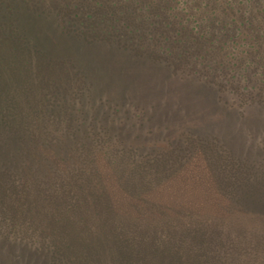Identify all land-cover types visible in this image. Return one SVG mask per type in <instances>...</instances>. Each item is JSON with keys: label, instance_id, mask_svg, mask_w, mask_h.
Instances as JSON below:
<instances>
[{"label": "trees", "instance_id": "1", "mask_svg": "<svg viewBox=\"0 0 264 264\" xmlns=\"http://www.w3.org/2000/svg\"><path fill=\"white\" fill-rule=\"evenodd\" d=\"M63 1L65 7L70 4L68 11L72 13L78 14V10H82V5L75 0H69L67 5V0ZM208 1L150 0L148 4H141L140 7L143 6L142 9L148 12L146 16L149 18V25L152 26L150 32H156V36L152 38L155 42H160L157 48L162 49L161 59L169 69H173L178 61L172 55L175 57L189 55L192 57L189 63L185 62V65L180 63L177 66V69L182 68L179 75L186 76L185 69H187L193 77L196 76L209 85H213L214 82H222V85L225 83L226 88L230 90L229 94L234 98L227 97L226 91L217 93V100L223 110L221 109V113L216 112V116L212 117L213 112L210 107L214 105L210 96L207 93L201 94L202 97L197 96L195 99L199 100L201 105L197 107L207 112V116L204 117L205 125L198 133V129L189 124L190 120H185L186 124L175 122L176 138L169 135L174 128L171 123V125L165 123L154 126L150 117H140L139 114L136 121L129 126L130 138L124 139L121 130L128 122L121 119L123 111L115 103L114 109L111 106L112 101L107 97L101 99L102 101L97 105L103 107L108 105V109L109 106L112 107V111L111 107L108 110V117L111 115L112 119L105 118L108 125H105V119L102 120L96 114H90L79 106L77 112L80 111L82 119L89 123L87 125L92 127L94 132L99 131L104 137L108 136V139H112L113 143L107 146L112 154L109 156L104 152L101 158L96 154L95 157L92 156L90 152L93 149H90V146L100 147L101 142L96 135L86 137V132L91 129L85 124V127L77 126L74 127L75 134L72 137L74 141L83 144L86 138L90 143L80 151L84 157L82 161L74 157L75 155L67 157L66 160V157L57 156L58 153L47 148L52 156L42 158L44 160L35 159L31 165L26 166L25 172L29 169V174H19L21 179L18 177L16 184L20 182L37 186L39 179L29 177L34 172L37 177L42 176L40 178L42 182L46 179L50 185L49 190L58 191L60 187L67 189V185L72 184V173L77 174V171H82L85 175L89 173L83 189L93 192L90 200L101 209L102 214H106L110 229L96 231L97 228L88 227L82 236L85 245L80 247V250L77 249L78 252L72 250V241H75L73 232L65 233L69 244L64 247L56 242L54 246L49 241L48 249L51 252H35L38 256H44L42 259L45 264H259V262L264 264V133L259 126V116L237 112L238 116L246 118L244 121L247 134H242L243 143L239 141H236L237 144L233 143L228 138L231 137L229 132L227 136L210 125L213 121L223 122V119H231L227 116L228 111L224 110L232 109L234 103H237L238 106L234 107L238 109L245 101L242 100L241 94L251 100L255 98L259 100L261 96L258 90L253 91L254 85L249 87L251 80L246 84L244 79L247 77L244 73H235L240 68H236V55L230 49L232 48L230 39L233 34L229 35L228 41L224 39L216 43V40L211 39L209 32L202 30V23L207 17H200L194 13V10H209L208 6L212 9ZM218 1L227 2L229 9L237 13L233 3L242 0ZM97 4L101 5L99 2ZM136 4L135 0L131 10L133 7L136 8ZM2 5L3 3H0V6ZM7 11L14 14L24 12L21 29L28 34H32L28 19H42L27 8L14 10L9 7ZM260 11L263 12L262 6ZM3 13L5 15V12ZM240 16V18L238 16L218 18L216 24L227 28L226 33L243 31L241 29L250 27L252 22L247 16L242 14ZM108 26L110 30L104 31L106 40L108 35L115 33L124 35L122 30L115 28L116 26ZM255 28L258 32L259 25ZM157 32H159L158 36ZM215 34H220V30ZM63 35H61L62 40L65 41L63 46L68 49L69 39L67 37L64 39ZM14 36L10 41L12 46L9 44L6 47L7 45L3 44L4 49L2 48L0 53H8L10 48L16 50L18 40ZM40 40L41 36L38 32L39 45L45 48ZM122 47L128 49L126 45ZM173 48L179 53L174 55ZM211 49H215L216 54H221V57L217 58L212 54L211 58L209 55ZM152 50H155V47ZM17 58L15 55L13 61L10 59L8 62L4 58L0 61V63L7 61L6 65L12 74L10 78L0 74V105L11 102L9 104L14 109L13 112L17 109L12 101L18 103L22 95L26 96V99L29 98L34 82L32 76L29 80H23L22 69L15 68L18 64ZM19 59L23 61L26 70L35 71L36 66L33 61L32 68L30 64L27 68V55ZM44 65V62L39 63V68ZM220 74L223 77L221 79H219ZM9 80L14 82L13 91L2 86V83ZM86 80L89 83V79ZM53 81V84L59 87L57 78ZM82 81L84 79L81 78L79 85L81 90L84 88L85 91L87 86H82ZM89 85L92 83L90 82ZM245 89L252 91H248L247 95L242 93L246 92ZM88 91H91L90 86ZM46 105L51 106L48 111H58V114L62 115L66 114L65 109L68 108L61 103L59 105L58 99ZM92 107L94 109L95 104ZM29 109L32 113L27 111L28 116L33 118L34 124L24 123L21 120L19 125H16L11 123L9 118V122L5 119L6 124L0 117V125H6L9 129L3 135L11 139V132H17L14 138L30 147L37 137H40L32 134V128L37 126L38 118L40 121L43 117L44 119L47 117L43 115L45 112L41 113L43 109L37 110L30 103ZM71 117L72 115H68V119ZM246 140L248 142H245ZM45 141L47 142L46 139ZM77 143L74 144L78 145ZM44 146L47 147L46 144ZM63 146L65 149L60 151L65 154L67 151L70 153L68 149L76 147L69 143ZM117 152L134 154L129 156L131 158L125 155L119 157ZM145 152L151 155H146ZM51 158L55 166L50 165ZM10 163L11 161L6 163L3 159L0 168ZM173 164H178L179 168ZM12 169L7 167L4 170L8 172ZM52 196L58 197L53 194ZM94 216L99 220L97 223L101 224L99 210H95ZM56 228L63 234L61 232L63 229ZM114 244L119 252H102L100 249L102 246L110 247V245L114 249ZM70 249L73 252H69ZM182 252H185V255H182ZM38 260L35 262L38 263Z\"/></svg>", "mask_w": 264, "mask_h": 264}, {"label": "rangeland", "instance_id": "2", "mask_svg": "<svg viewBox=\"0 0 264 264\" xmlns=\"http://www.w3.org/2000/svg\"><path fill=\"white\" fill-rule=\"evenodd\" d=\"M75 1L82 5V10H78V14L68 11L69 0L66 1V5L69 4L66 7L63 0H57V2L56 0H0V3H3L0 6V52L4 49L3 44L7 45L6 47L9 44L12 46L10 41L14 34L16 35L15 39L18 40L16 50L10 48L8 53H0V61L2 58L8 62L10 59L13 61L17 55L18 64L15 68L22 69L23 80H29L31 76V79L34 80L28 100L26 96L22 95L23 97L20 96L18 103L12 101L17 109L15 112L10 107L9 103L11 102L0 105V117L4 121L7 119L8 122L10 119L11 123L16 125H19L21 120L24 123L34 124L33 118H29L27 112L32 113L29 103L37 110L43 109L41 113L45 112L43 115L47 117L44 119L42 115V120L39 121L38 118L37 126L32 128V134L40 137H37L30 147L14 138L17 132H11V139L7 135H3L9 129L6 125H0V163L3 159L6 163L11 161L8 166L0 168L3 169L0 170V264H45L42 259L44 256H38L35 252H51L48 249L49 241L54 246L56 242L59 246L64 247L69 244L68 236L65 233L69 231V234H72L73 232L75 241H72V250L78 252L77 249L85 245L82 236L88 227L97 228L96 231L110 229L106 214H102L101 209L90 200L93 192L83 189L89 173L86 175L82 171H77V174L72 173V184L67 185V189L60 187L58 191L49 190L50 185L46 179L42 182L40 179L42 176L37 177L33 171V175H29V177L40 180H38L37 186L20 182L16 184L19 174H29V169L25 172L26 166L31 165L35 159L44 160L42 158L52 156L48 153L47 148L53 149L58 153L57 156L66 157V160H68L67 157L75 155L74 157L82 161L84 157L80 151H82V147H88L90 143L86 138L83 144L74 141L72 137L75 134L74 127L77 126L85 124L91 129V133H94L92 135L87 129L86 137L96 135L100 140V147L99 145L90 146V149H93L90 152L92 156L95 157L96 154L101 158L104 152L109 156L112 154V151L107 149V146L113 143L112 139H108V136L104 137L99 131L94 132L93 128L87 125L89 123L80 116V111L77 112L79 106L84 111L96 114L104 120L108 117L110 107H114V103L118 105L123 111L121 119L128 122L125 125L126 129L122 126L124 128L121 130L124 139L130 138L129 126L136 121L139 114H141L140 117H150L154 126L171 123L174 128L169 135L176 138L175 122L186 124L185 120H190L189 124L198 129V133L202 131L207 112L197 107V105L201 106L199 100L195 99L197 96L202 97L203 93L210 96L211 103L214 105V107H210L213 112L212 117L216 112L221 113L222 109L217 100V93L226 91L227 97L234 98L229 94L230 90L226 88L224 81V85L222 82H214L215 84L209 85L202 79L193 77V74H190L191 72L187 69H185L188 72H186V76L179 75L182 68L177 69V66L180 63L184 65L185 62L189 63L192 60L189 55L175 57L171 54L178 61L173 69L167 67L161 59L162 49L158 50L157 48L160 42H155L152 38V36H156V32H150L152 26L149 25L150 21L146 16L148 12L142 9L143 6L140 7L141 4H148L150 0H136V8L133 7L132 10L135 0ZM98 2L101 5L97 4ZM208 4L212 9L209 6V10L193 9L194 13L200 17H207L202 23V30L209 32L211 39L216 40V43L224 39L228 41L229 35L233 34L230 39L232 40L230 49L236 55V68H240L235 73H244L247 77L244 79L246 84L251 80L249 87L254 85L253 91L258 90L259 96H261L259 100L258 98L251 100L241 94L242 100L245 101L238 109L234 107L238 106L237 103H234L232 109L224 110L228 111L227 116H230L231 119H223V122L213 121L210 124L220 133L224 132L227 135L229 132L231 137L227 136L233 143L237 144L236 141L243 143L242 134H247V126L244 121L246 118L238 116L237 112L239 111L246 112L250 116H259V126L264 133V0L234 2L237 13L229 9L225 1L209 0ZM261 6L263 12L260 11ZM9 7L14 10L27 8L42 17V19H28V26L32 34L21 29L24 12L14 14L7 11ZM241 14L247 16L253 23L250 27L241 29L243 31L236 32L235 30V32L228 31L226 33L227 28L216 24L218 18H229V16L240 18ZM108 25L116 26L115 28L122 30L124 35L120 36L115 33L108 35L106 40L104 31L110 30ZM257 25H259V34L255 28ZM218 30H220V34H215ZM38 32L41 36L40 41L45 48L39 45ZM61 35L64 36V39L65 37L69 39L70 47L68 49L63 46L65 41L62 40ZM113 39L114 41H112ZM230 44L227 42L228 46ZM123 45L128 46V49H123ZM154 47L155 50H152ZM164 51L166 52V50ZM210 51L211 58L212 54H215L217 58L221 57V54H216L215 49ZM172 52L174 55L179 53L175 48L172 49ZM24 55H27L28 58L27 68L28 64L32 68L33 61L36 66L35 71L32 69L28 71L23 67V61L19 58L23 59ZM7 61L0 63V74L10 78L12 74L6 65ZM42 62L45 65L39 68V63ZM248 64L250 65L246 67ZM56 78L59 87L53 84V79ZM81 78L84 79L82 86H87L85 91H83L84 88L81 90L79 85ZM221 78L223 77L220 74L219 79ZM86 79H89V83ZM45 82L46 84H44ZM90 82L92 85H89ZM2 86L13 91L14 82L9 80L2 83ZM88 86H90V92ZM245 91L242 93L248 95V91L252 90L245 89ZM181 93L183 94L181 95ZM106 97L113 104L109 106V109L108 105L106 107L97 105L102 101L101 99H106ZM57 99L59 105L61 103L68 107L65 109V115L58 114V111H48L51 106L48 107L46 104ZM93 104H95L94 109ZM68 115H72L71 119H68ZM108 119H112V116L110 115ZM104 123L108 125L106 119ZM101 124L103 127V121ZM236 130L241 134H238ZM65 143L76 146L68 149L71 154L67 150L68 155L60 151L65 149L63 146ZM45 144L47 147L44 146ZM117 153L119 157L125 155L128 158L134 154L133 152ZM145 154L151 155L148 152ZM49 162L50 165L55 166L52 158L49 159ZM173 165H177L179 168L178 164ZM7 167H12V171L6 172L4 169ZM52 194L58 197H53ZM95 210L100 211L101 224L97 223L99 220L94 216ZM56 227L63 229L61 231L63 234ZM89 237H91L90 233ZM116 247L114 244V249L111 248V245L110 247L102 246L100 249L102 252H119ZM72 250L70 249L69 252H73ZM182 255H185V252H182ZM35 260H38V263ZM259 264L261 263L259 262Z\"/></svg>", "mask_w": 264, "mask_h": 264}]
</instances>
